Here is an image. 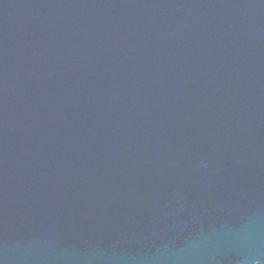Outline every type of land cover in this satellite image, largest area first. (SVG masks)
<instances>
[{"label":"water","instance_id":"obj_1","mask_svg":"<svg viewBox=\"0 0 264 264\" xmlns=\"http://www.w3.org/2000/svg\"><path fill=\"white\" fill-rule=\"evenodd\" d=\"M0 264H264V0H0Z\"/></svg>","mask_w":264,"mask_h":264}]
</instances>
